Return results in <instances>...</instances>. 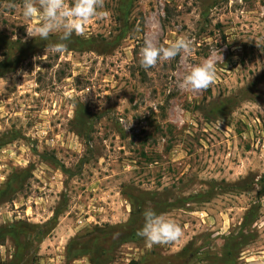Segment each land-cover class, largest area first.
<instances>
[{"label":"rangeland","instance_id":"rangeland-1","mask_svg":"<svg viewBox=\"0 0 264 264\" xmlns=\"http://www.w3.org/2000/svg\"><path fill=\"white\" fill-rule=\"evenodd\" d=\"M22 12L0 0V264H264V0H104L62 54ZM148 208L182 237L146 247Z\"/></svg>","mask_w":264,"mask_h":264},{"label":"clouds","instance_id":"clouds-1","mask_svg":"<svg viewBox=\"0 0 264 264\" xmlns=\"http://www.w3.org/2000/svg\"><path fill=\"white\" fill-rule=\"evenodd\" d=\"M104 8V0H23L22 15L31 20L39 16L40 24L35 28H27L28 37H39L48 41L50 34L58 33L59 42L47 44L46 49L54 54H62L67 50V43L74 34L82 35L84 26ZM192 41L178 38L169 46L157 45L152 40H145L142 48L141 66L146 70L155 67L160 61L174 59L178 55L191 50ZM216 64L209 58L199 65L193 66L185 76L182 87L191 90L207 89L216 78ZM144 223L137 231L146 247L163 245L180 239L182 227L174 218L157 213L148 208L143 212Z\"/></svg>","mask_w":264,"mask_h":264}]
</instances>
